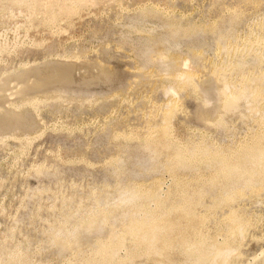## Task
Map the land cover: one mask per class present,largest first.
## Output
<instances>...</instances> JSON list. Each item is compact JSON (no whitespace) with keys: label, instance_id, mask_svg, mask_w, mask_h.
<instances>
[{"label":"bare ground","instance_id":"6f19581e","mask_svg":"<svg viewBox=\"0 0 264 264\" xmlns=\"http://www.w3.org/2000/svg\"><path fill=\"white\" fill-rule=\"evenodd\" d=\"M127 5L128 0H0V12H9L17 6L33 8L36 11L35 15L40 16V19L39 16L36 18L48 29L57 27L60 24H57L59 20H67L79 11L88 10L90 7L92 9V6L103 8L108 6L113 12L114 10L118 12L117 16L115 14V25L125 28L126 34H146L143 36L144 41L152 50L151 57L145 56L141 65L137 62L132 64V71L129 73H133L132 76L135 78L129 85L131 87L128 93L120 90V80L116 70L118 65L115 68V64L111 65L108 59L103 60L100 55L102 53L98 51L95 52L96 54L92 53L93 60L86 56V52H78L77 49L76 52H69L70 54L67 52L62 56L54 57V60L51 58L50 62H45L43 65L42 63L34 66L30 64L27 65L28 67L22 65L20 70L17 69L18 71L2 73L4 75L0 78L1 134L17 126L29 127L32 132L34 131L32 136L42 134L44 120L28 121L27 115L35 116V113L49 110L55 105L59 112L64 110L67 112L72 106H77L80 110L78 111L81 112L85 108L99 107L102 102L121 100L131 92L140 91L139 88L141 89L146 81L143 80L141 84L140 78L143 77L150 83L161 84L165 81L163 87L160 88L158 85L157 91L154 90L157 89L156 85L154 88L150 87L153 92H160L164 97H168L163 106L151 105L147 111V115L151 114V116L155 115L157 110L162 113L161 122L155 128L157 131L152 132L154 130L152 128L151 132L139 138L133 129L119 132L110 128L109 142L114 141V144L115 141L121 140L123 143L117 145L119 147L117 153L104 163L109 165L112 183H103L100 186H92L93 188L89 186L91 189L84 188L85 193L82 195L76 190L69 196H65L61 190L56 189L55 192L52 190V203H48V206L38 205L37 211L31 214L28 221L34 224L40 220L43 210L44 213L49 212V219L44 215L45 227L42 231L39 230L43 238L40 243H34L36 249L33 255L39 256L47 250L62 256L65 264H179L174 263V256L172 257L173 252L176 251V254L182 258L181 264H230L229 259L240 254V243L231 245L227 240L218 242L217 239L202 234V226L208 218L200 215L197 209L209 193L214 195L216 208L220 205L230 207L245 196L257 197L264 192V104L260 105L264 102V41H257L258 45L253 50L245 43L247 46L244 45V49L240 50L236 59L230 60L235 56L233 55L230 61L223 63L225 65L217 66L218 63H215L216 65L211 63L209 76L202 81L195 71L188 69V62L178 57L175 50L186 42H195L202 33L217 32L220 41H223L219 53L221 54L223 50V54L225 52L230 55L232 48L229 46L230 37L227 30L224 31L218 24L185 28L176 20L169 18L165 24L166 29L163 32L158 30L157 33L156 26H147L149 19L160 17L157 7L154 8L155 10L141 8L136 17H128L126 20L121 12ZM1 15L0 18H3ZM240 16L236 13L229 14V23L237 24ZM233 41L231 44L234 45L236 41L234 43ZM250 44L253 43L249 42ZM235 48L233 46V49ZM112 51L120 53L121 46L113 47ZM108 54H111L110 51ZM111 57L107 56V58ZM149 61L154 63L156 71L146 68L145 63ZM161 68L164 74L158 71ZM93 81L99 82V85L116 82L117 87L114 90L112 88L113 91L104 89L92 95L75 93L69 89L72 83L90 82L91 84ZM146 84L145 86H149ZM180 95L199 101L197 116H200L205 126H215L216 131L230 133L229 126L232 120L238 118L237 120L245 123L255 115H259L258 123L263 129L260 133L249 137L250 139L237 142L238 145L234 148L219 145L217 147L207 143L203 136H197L198 141L194 137V140L191 139L186 143L177 142L172 130V120L179 103L173 96L178 99ZM14 133L12 137L19 140L20 148L17 150L22 152L19 155L23 154L24 150L30 147L32 136ZM132 143H135L136 150H133ZM84 160L86 158H83ZM51 162L53 163L52 160ZM90 164L89 162L87 165ZM39 167L35 175L48 174V167ZM161 172L169 173L174 179V185L166 193H163L159 187L161 178L159 179L157 174ZM139 179L145 182L137 183ZM45 189L43 188V191ZM40 194L41 192L37 194L38 198ZM42 215L43 213L41 217ZM19 222L16 221L15 224ZM28 224L31 226L30 223ZM225 224L230 238L240 241L245 237L248 221L233 209L227 216ZM10 226L9 228H12V225ZM15 226L10 231L7 230L6 236L3 234L0 264H37L32 259V253L28 252L31 249L27 250V246L32 243L30 240L27 241L24 237L23 243L15 244V242V245H12L14 242L12 240L16 238L14 233L17 226L16 228ZM21 229L17 232H21ZM35 241L34 239L33 242ZM41 264L51 263L43 261ZM252 264H264V251Z\"/></svg>","mask_w":264,"mask_h":264},{"label":"rangeland","instance_id":"374dc122","mask_svg":"<svg viewBox=\"0 0 264 264\" xmlns=\"http://www.w3.org/2000/svg\"><path fill=\"white\" fill-rule=\"evenodd\" d=\"M258 1L259 3H257ZM96 7L92 6L93 10L90 7L88 10L79 11L76 15H73L74 18L70 16L69 18L71 19L59 20L57 22V24L60 23L59 27L55 26L49 29L39 20L40 16L38 14L37 16L35 15L36 11L33 8L29 9L17 6L13 10H10V13L7 11L8 14L5 11L4 13L0 12V15L2 14L1 17H3L0 18V54L3 55H0V78L4 74H8L9 71L12 73L13 71L20 70V66L22 65V67L30 64L34 66L37 63H42L43 65L45 62L48 63L52 59L54 60V57L62 56L63 53L67 52L68 54L73 51L76 52L77 49L78 52H86V56L90 57V60H93L95 52L98 51L102 53L100 55L103 60L108 59L111 65L114 66L115 64V68L118 65L116 70L119 75L120 90L122 89V92L125 91L124 93L129 91L131 87L129 85L134 80L133 78H135L132 76L133 73H129V71H132V64L137 62L141 65L145 56L151 57L150 51L152 50L146 46L143 38L146 34H141L142 36L140 34L136 35V33H132L131 35L126 34L125 28L123 29L122 26L119 27V25L117 26L114 23L118 12H115V10L113 12L108 6H104L105 8L102 6ZM155 7H157V12L160 13V17L158 19H149L148 25H146L149 27L156 26L157 33L158 30L159 32H163L166 29L165 24L169 18L176 20L185 28L218 24L224 31L227 30L230 37L228 38V40L230 39L229 46L232 48L231 54L229 53L230 55L225 52L223 54L222 49V53H219L221 52L219 47L221 48L223 41H220L217 32L202 33L196 38L195 42H186L179 49L175 50L178 57L188 62V69L195 71L197 77L202 81L206 80L209 76V65L211 63L214 65L218 63L217 66L225 65L228 61L236 59L235 57L238 56V53L244 49V45L247 44L248 46H246L251 47L253 50L257 47L259 41H264V0H128V5L126 9L122 10L121 15L127 20L128 17H136L141 8L155 10ZM101 9H105V11L103 10V12ZM231 13L241 15L239 22L235 25H231L228 21V16ZM38 16L39 19H37ZM27 24H29L30 29L29 26L27 27ZM62 32L65 33L63 34ZM232 41L233 43L235 42L234 45L231 44ZM249 42L253 43L254 47L253 44L249 45ZM115 46H121V54L119 52V54L117 52L113 53L112 50ZM233 46L234 48L237 47L233 49ZM109 51L111 54H108ZM233 55L235 56L233 57ZM107 56L112 57L107 58ZM230 57L233 58L230 59ZM49 58L50 60H48ZM145 66L150 71L157 70L152 61L145 63ZM161 69L158 71L164 74L162 72L163 69ZM233 78H236V76H233ZM143 80H146L148 84H146V81L144 83L149 85L150 81L144 77L140 78L141 84ZM111 83L106 85L100 84L103 85L100 86L99 82L94 81L91 84L90 82H75L69 86V89L75 93L81 92L92 95V93L96 94L104 89L113 91L117 87V83ZM154 83L151 82L149 86L142 85L141 89L139 88L140 91L136 90L137 93L139 92L138 94L134 91L129 93V96L126 94L127 97L124 99L106 103L102 102L99 107H94L93 109L85 108V110L79 112L80 110L77 106H72V108H68L67 112L66 110L59 112L55 105L49 109L52 112L45 109L39 111V114L35 113V116L33 114L27 115L28 121L44 120L42 121L44 125L41 130L42 134L38 133L39 136L38 134L32 136L34 131L32 132L29 127L22 128L21 126H17L13 130L4 131V134L0 132V246H2L1 242L4 240V235L6 236L8 233L7 230L10 231L16 225L17 228L15 226L16 232L14 233V237L16 238L13 237L15 239L12 240L14 241L12 242L13 246L19 244V242L23 243L22 241H24L25 237V240L32 242L27 246V250L31 249L28 252L32 253L31 256L35 263L41 264L43 261H48L51 264H65L62 256H58L56 253L48 252L47 250H44L39 256L33 255V251L36 249L34 248L36 247L35 244L42 241L43 235L39 232L44 229L45 217L49 219V212L45 211L44 213V210L41 211L43 213L42 217L44 215L45 217L43 219L41 213L40 220H43L41 222H38L40 220L36 221L34 223L36 225L38 222L36 226L30 220L28 221V219H30L31 214L33 215L37 211L38 205L48 206L52 203L51 197L53 191L55 192L56 189L61 190V193L64 192L65 196H69L75 190L82 195V193H85L84 188L89 190L91 189L89 186L96 187L101 184L103 185V183L113 182L109 165H104V163L117 153V148H119L117 145L123 143L121 140L115 141L114 144V141L109 142L110 128L119 130V132H128V130L133 129L139 138L145 136L153 129L152 132L157 131L155 128L161 122L162 113L157 110L155 111V115L151 116L149 114V116L147 115V111L151 105L157 107L163 106L168 97H164L160 92H156L159 88L158 85L161 88L165 83ZM155 85L157 89H154L156 90L154 93L152 88ZM180 96H178V99L176 96H173L174 100L176 99L179 103L175 111L174 120H172V130L177 142L186 143L191 139L198 141V137L203 136V139L205 138L207 143L217 145V147L232 146L234 148L235 145H238L237 142L240 143L250 139L249 137H252L253 134H258V132L260 133L261 129H263V126L258 123L259 115H255L245 123L237 120L238 118L232 120L229 126L231 134L216 131L215 126H205L206 124L202 122L200 116H197L199 101L188 98L185 95ZM261 103L260 105L263 106L264 102ZM149 128L151 129L149 130ZM14 132L23 133L25 136H32L31 144H29L30 147L28 146L29 148L26 151L24 150L23 154L19 155L22 152L17 150L20 146L19 140L14 136L12 137L15 134ZM185 139L186 141H184ZM132 147L133 150H136L135 143H132ZM83 158H86V160L83 161ZM89 162L92 166L87 165ZM39 165L40 167H48L49 172L47 175L34 174L38 170ZM161 173L157 174L158 178H161V186L159 187L163 193H166L174 185V179L167 172ZM144 178L148 179V177ZM140 182L144 183L145 181L139 179L137 183ZM43 188H47V190L43 191ZM38 189L41 192L39 198L37 196L39 194ZM33 193L34 195H32ZM67 193L68 195H66ZM31 198H34V200ZM215 203L214 195L209 193L203 198L200 208L197 209L200 215L208 218L202 226V234L208 238L217 239L218 242L227 240L231 245H239L238 243H240V254L230 258V264H252L264 251V192H261L257 197L245 196L230 207L220 205L215 208ZM231 209L248 221L245 237L240 241L228 236L225 223ZM16 221L19 224H15ZM38 224L42 225V227ZM10 225H12V228H9L11 227ZM18 229H21V232L18 231V233ZM32 238L36 241L33 242L34 239L32 240ZM172 257L174 258V263L181 264L183 262L182 258L176 254V251L173 252Z\"/></svg>","mask_w":264,"mask_h":264}]
</instances>
